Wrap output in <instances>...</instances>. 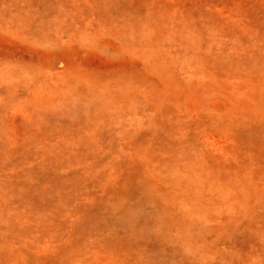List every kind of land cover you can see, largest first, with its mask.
Masks as SVG:
<instances>
[{"label":"rangeland","instance_id":"374dc122","mask_svg":"<svg viewBox=\"0 0 264 264\" xmlns=\"http://www.w3.org/2000/svg\"><path fill=\"white\" fill-rule=\"evenodd\" d=\"M0 264H264V0H0Z\"/></svg>","mask_w":264,"mask_h":264}]
</instances>
